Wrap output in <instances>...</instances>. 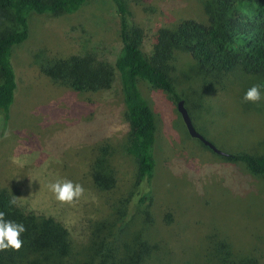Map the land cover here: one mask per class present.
Here are the masks:
<instances>
[{"label": "rangeland", "instance_id": "rangeland-1", "mask_svg": "<svg viewBox=\"0 0 264 264\" xmlns=\"http://www.w3.org/2000/svg\"><path fill=\"white\" fill-rule=\"evenodd\" d=\"M123 1L128 23L142 30L144 53L160 28L207 19L205 0ZM13 27L5 18L2 28ZM120 28L114 0H86L70 14H30L28 37L11 53L13 101L7 115L0 111V187L16 189L22 206L61 222L77 250L89 247L96 234L121 247L137 230L153 247L147 264H264V174L191 137L170 93L138 80L155 114L156 138L153 174L135 185L136 162L124 149L129 126L118 77L109 90L81 92L40 71L48 57L87 51L112 63ZM168 66L173 89L200 134L226 153L264 156V87L258 103L242 102L263 79L239 70L203 78L180 49ZM97 146L109 150L105 158L116 177L109 191L97 190L89 174ZM56 179L80 183L84 195L71 205L59 203L47 188ZM222 240L225 248L215 252Z\"/></svg>", "mask_w": 264, "mask_h": 264}, {"label": "trees", "instance_id": "trees-1", "mask_svg": "<svg viewBox=\"0 0 264 264\" xmlns=\"http://www.w3.org/2000/svg\"><path fill=\"white\" fill-rule=\"evenodd\" d=\"M85 1L0 0V111L5 115L15 85L11 53L28 37L30 14H70ZM114 1L121 16V46L112 63L87 51L63 58L48 57L39 63V69L53 83L81 92L109 90L118 77L129 126L124 149L135 159L136 185L153 174L156 138L155 114L140 92L138 80L144 79L179 100L168 71L174 49L188 52L203 78H223L239 70L246 77L264 80V0H205L206 22L188 18L160 28L149 53L141 48V28L128 23L125 2ZM5 18L13 28H2ZM108 152L107 146H97L89 166L93 186L99 191H109L116 185L115 174L105 158ZM221 156L244 164L254 174H264V156L248 152ZM12 195L18 196V191L0 187V211L7 219L22 222L27 230L21 235L23 246L19 251H0V264H147L146 258L152 254L153 247L137 230L121 247L115 239L109 241L96 234L89 247L77 250L61 222L21 204L9 206ZM217 245L215 252L225 248L223 240ZM247 264H256V260Z\"/></svg>", "mask_w": 264, "mask_h": 264}, {"label": "clouds", "instance_id": "clouds-1", "mask_svg": "<svg viewBox=\"0 0 264 264\" xmlns=\"http://www.w3.org/2000/svg\"><path fill=\"white\" fill-rule=\"evenodd\" d=\"M264 85L253 84L249 87L243 97L242 102L258 103L262 99L261 88ZM55 200L61 204H73L78 201L85 192L80 183L68 179H56L47 185ZM22 202L16 195H12L8 201L9 206H20ZM26 227L22 222H17L6 218V213L0 211V251H19L23 246L21 235L26 232Z\"/></svg>", "mask_w": 264, "mask_h": 264}, {"label": "water", "instance_id": "water-1", "mask_svg": "<svg viewBox=\"0 0 264 264\" xmlns=\"http://www.w3.org/2000/svg\"><path fill=\"white\" fill-rule=\"evenodd\" d=\"M177 109L181 114V118L186 126V129L189 133V135L191 137L197 138L198 140H200L204 145L208 146L211 150H213L214 152H216L217 154L220 155H227L226 152L218 149L214 144H212L209 140H207L202 134H200L196 128L194 127L191 117L186 109V107L184 106V101L183 99H179L177 101Z\"/></svg>", "mask_w": 264, "mask_h": 264}]
</instances>
